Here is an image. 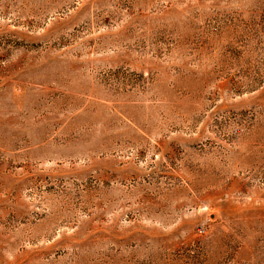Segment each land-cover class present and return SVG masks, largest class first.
<instances>
[{"label": "rangeland", "instance_id": "1", "mask_svg": "<svg viewBox=\"0 0 264 264\" xmlns=\"http://www.w3.org/2000/svg\"><path fill=\"white\" fill-rule=\"evenodd\" d=\"M0 264H264V0H0Z\"/></svg>", "mask_w": 264, "mask_h": 264}]
</instances>
